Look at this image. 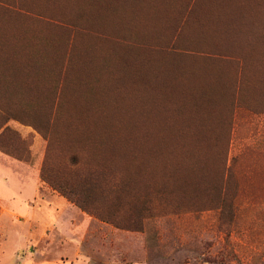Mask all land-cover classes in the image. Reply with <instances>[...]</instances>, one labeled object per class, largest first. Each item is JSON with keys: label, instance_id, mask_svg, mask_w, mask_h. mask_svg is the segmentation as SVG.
I'll return each mask as SVG.
<instances>
[{"label": "rangeland", "instance_id": "obj_1", "mask_svg": "<svg viewBox=\"0 0 264 264\" xmlns=\"http://www.w3.org/2000/svg\"><path fill=\"white\" fill-rule=\"evenodd\" d=\"M142 1L148 39L126 1L0 0L25 48H69L57 94L0 101V264H264V0Z\"/></svg>", "mask_w": 264, "mask_h": 264}, {"label": "trees", "instance_id": "obj_2", "mask_svg": "<svg viewBox=\"0 0 264 264\" xmlns=\"http://www.w3.org/2000/svg\"><path fill=\"white\" fill-rule=\"evenodd\" d=\"M107 1L108 3L111 2L112 3L106 6L107 14H108L106 18H109V16L111 15H115L116 8L122 6V4L125 1L129 5V9L126 12L127 14L126 23H128V25L123 24V26H119V29H133V31L144 33L145 39H148L151 36L150 35L151 32H149L150 29L149 18H151L152 15H150L151 11L148 8L147 5L148 2L142 0H107ZM1 4L3 5V2L0 3V5ZM140 5L142 6L147 5V6L145 8H142ZM132 8L135 11H131ZM11 9L12 7L10 8V10ZM5 13H6L5 15L3 14L0 16V41L2 45H4V41H5V47H0V101H9V102L38 101L45 99L44 97L46 96L45 94L54 96L55 94H57L56 85L59 83L60 79L63 78L62 77L63 72L60 69L62 68L63 64L66 63L67 61L69 48H62V49L54 48L53 51H50L53 48L47 51H44L43 48H25L27 45L24 46L21 44L22 42L21 36L15 35V33H13L14 30H16L17 32H19L20 30L14 28V26H11L9 24L8 25L10 27H8L7 24L5 28L2 27V23L7 22L11 24V21H13L14 19H18L15 18L18 14H16L15 12H11V13L5 12ZM222 13H224L227 16V10L226 11L223 10ZM138 14H139V18L134 19ZM10 15L13 16L14 19L10 20L9 18H5ZM130 17L131 20L134 19V22H130ZM143 20H146V24L140 25V22H142ZM237 22L238 21H236L235 23ZM146 32L148 34H146ZM146 36L148 38H146ZM262 39H263L262 42L264 44V38ZM56 41L58 42V39H56ZM53 44L56 45L55 43ZM58 44H59L58 46H60V42H58ZM132 49H134V52L138 53L139 60L141 62H145V58L147 55L150 56L158 52L165 54V52L169 51V48H167L166 50V48L164 47L158 48V47H150V46L148 47L135 46ZM154 59L155 57H152L151 59H148V61L158 64L157 62H155L157 60L159 62V65L162 66H166V64H169L168 57H161L160 59H156V60ZM69 61L72 62V60ZM204 68L206 69L205 71H208V77L210 76L211 77L209 79H206L201 76V79L197 80L198 88H201V91L198 92V94L195 97L198 100H202L203 98V102L194 104L193 106H189V109L193 110L192 116H194V118H198L201 120L204 119L203 122H210L209 121L210 118H207L205 117V115H202L203 114L202 112L197 113L195 111H197L199 108L205 105H213L217 108L222 107L216 101V96H217L216 92H218V89L223 88L224 85H220L219 81H217L214 78L215 76L214 77L212 76L215 74V72L219 74V72H221L222 69L215 70L214 68L213 69L212 68L208 69L206 67ZM212 87L214 89H212ZM161 94L163 95V93ZM47 99H51V98H47ZM163 99L165 100V97ZM220 121H222L221 125H223L225 120L224 118L223 119L221 118ZM83 209L86 211L85 208Z\"/></svg>", "mask_w": 264, "mask_h": 264}]
</instances>
